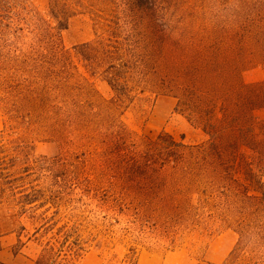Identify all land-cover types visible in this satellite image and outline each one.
I'll use <instances>...</instances> for the list:
<instances>
[{"label": "rangeland", "instance_id": "rangeland-1", "mask_svg": "<svg viewBox=\"0 0 264 264\" xmlns=\"http://www.w3.org/2000/svg\"><path fill=\"white\" fill-rule=\"evenodd\" d=\"M65 1L81 11L62 33L68 50L94 41L103 31L97 17L125 3L57 0L59 5ZM51 2L2 0L3 21L18 31L0 29V251L21 252L36 264H227L242 234L239 263L254 252L253 262L264 264V198L253 199L259 194L250 191L247 199L227 189L231 182H244L251 167L248 179L264 190V157L243 149L230 180L218 184L205 177L209 187L193 196L197 207L190 219L164 221L156 207L145 208L138 200L145 186L127 183L122 152L100 154L92 137L121 133L137 150L145 137L157 139L161 133L188 146L207 143L209 137L189 109L179 108L176 91L161 77L156 82L153 71L145 92L142 84L131 103L110 114L112 121L101 133L89 136V130H79L68 118L75 83L91 84L99 93L97 104L115 93L103 80V70L78 55L69 74L59 61H40L46 50L44 29L55 27ZM152 4L172 35L166 61H200L208 67L204 78L209 84L240 78L247 85L264 83V0ZM154 61L158 57L151 65ZM72 75V97L64 104L62 79ZM255 117L264 122V110ZM244 155L250 156L247 161Z\"/></svg>", "mask_w": 264, "mask_h": 264}, {"label": "trees", "instance_id": "trees-1", "mask_svg": "<svg viewBox=\"0 0 264 264\" xmlns=\"http://www.w3.org/2000/svg\"><path fill=\"white\" fill-rule=\"evenodd\" d=\"M51 1L49 17L55 27L48 24L44 29L46 50L40 61H59L65 74H69L72 61L78 55L91 68L103 70V80L115 93L112 100L97 104L94 97L99 93L91 84L85 81V84L82 81L75 83L73 108L67 111L69 120L79 130H89V136H93L92 131L93 134L101 133L102 127H108L112 121L111 113L119 112L125 104L131 103L133 94L143 85L142 92H145L146 80H149L147 74L153 71L156 82L161 77L162 82L176 91L174 96L179 101V108L181 104L189 109L191 119L197 117L209 137L207 143L188 146L167 133H161L157 139L145 137L141 150L131 149L121 133L106 131L99 137H92L100 144V154L109 156L122 152L127 183L145 186L138 192V200L145 208L156 207L158 217L164 221L190 219L197 207L192 204L193 196L204 195L209 187L205 177L215 178L214 182L218 184H222L225 178L230 180V176L237 173V162L239 164L243 149L259 155L262 160L264 122H259L255 114L264 110V83L247 85L240 78L233 83L214 79L217 83L209 84L204 78L208 67L200 61H166L172 35L160 21L153 0H125L124 6L114 7L111 15L106 12L104 18L97 17L99 24H103V31L96 32L94 41L68 50L63 45L62 33L68 30L71 19L81 11L66 1L61 5L57 0ZM104 1L107 6L112 4L110 0ZM3 16L4 7L0 0V29L17 35L18 29L5 23ZM156 57L158 61L151 65V59ZM73 76L62 79L60 88L64 104L72 97L69 80L76 81ZM188 89L194 93L190 94ZM217 102L221 104L220 109L215 106ZM61 119L63 123L66 121L65 117ZM243 157L247 161L250 156ZM246 172L244 182H231L227 189L231 192L237 190L247 199L250 198L249 192L253 191L259 194L253 199H263L264 190L255 188L248 179L253 174L251 167ZM144 211L149 214L148 210ZM244 247L241 234L227 264H257L253 262L254 252L239 263L237 258Z\"/></svg>", "mask_w": 264, "mask_h": 264}, {"label": "crops", "instance_id": "crops-1", "mask_svg": "<svg viewBox=\"0 0 264 264\" xmlns=\"http://www.w3.org/2000/svg\"><path fill=\"white\" fill-rule=\"evenodd\" d=\"M0 262L2 264H36V262L33 260H24L21 252L18 254H11L5 249L0 251Z\"/></svg>", "mask_w": 264, "mask_h": 264}]
</instances>
